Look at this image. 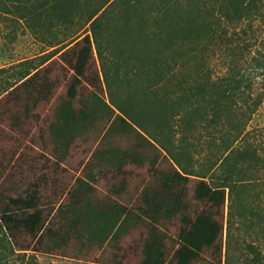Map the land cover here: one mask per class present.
Wrapping results in <instances>:
<instances>
[{
	"label": "trees",
	"instance_id": "obj_1",
	"mask_svg": "<svg viewBox=\"0 0 264 264\" xmlns=\"http://www.w3.org/2000/svg\"><path fill=\"white\" fill-rule=\"evenodd\" d=\"M81 3L67 6L60 17L68 31L51 47L55 49L23 61L15 82L0 86L2 118L14 131L26 129L29 135L28 126L40 121L37 108L48 104L58 89L53 72L60 64L71 73L65 118L50 125V131L59 126L65 133L86 123L88 114L97 117L90 105L98 93L106 94L105 106L115 115L113 127L134 135L137 142L131 151L109 150L101 157L119 162V172L126 165L147 166L150 178L132 205L108 203L106 211L79 219L93 217L99 223L111 215L114 235L132 227L136 237L128 248L136 264H264V201L259 190L264 159L246 143L233 147L238 139L232 137H243L264 99V94L251 99L250 74L239 66L245 53L240 49V55L234 41L236 28L246 24V34L261 15L263 0ZM219 51L227 69L220 76L211 69L212 54ZM94 61L98 66L91 75ZM255 61L264 69V60ZM85 83L93 99L82 101L84 117L77 119L73 103L81 102L78 90ZM221 139L220 155L213 158L206 144L210 148ZM14 158L12 153V163H0V230L18 251L37 253L45 239L63 240L64 231L79 220L61 215L60 199L47 209L39 194L48 183L45 174L26 185L9 178L21 168L20 159L14 163ZM164 160L169 163L166 169L160 168ZM42 168L49 169L46 163ZM192 180L197 181L193 187ZM83 186L84 180L77 178L66 189V205H83L82 196L73 194ZM25 237L29 243L23 242Z\"/></svg>",
	"mask_w": 264,
	"mask_h": 264
},
{
	"label": "rangeland",
	"instance_id": "obj_2",
	"mask_svg": "<svg viewBox=\"0 0 264 264\" xmlns=\"http://www.w3.org/2000/svg\"><path fill=\"white\" fill-rule=\"evenodd\" d=\"M69 5L81 6L82 3L81 0H28L27 3L14 4L9 0H0V71L5 70L4 73L0 72V86L6 87L15 82L18 73L24 70L21 66L23 61L39 57L47 50L50 52L55 49L51 47L61 42L68 27L62 25L60 17ZM259 6L263 13L252 21L250 30L244 34L248 27L243 24L234 31L238 34L234 39L235 47H238L240 55L241 50L242 54L245 53L239 66L250 74V94L254 100L264 94V69L256 65L255 61L264 60V0ZM79 8L74 12L77 19L81 14ZM78 27L79 25H76L73 29ZM220 54V51L217 55L212 54L213 59L210 61L212 71L218 76L226 74L227 71ZM97 66L98 63L94 61L91 75ZM53 77L59 81L58 89L48 104H41L37 108L36 114L39 115L40 121L39 124L32 123L28 126L29 135L26 134V129L22 132L14 131L0 114V163L5 166L10 161L12 163L11 156L14 153V163L20 159L17 167L21 168L9 178L16 177L25 182V185L45 174L48 183L45 188L40 189L39 194L47 209H51L56 200L60 199L63 204L61 215L70 217L73 221L78 219L79 223L64 231L63 240L45 239L41 246L37 247V253L18 251L0 230V264H136L133 253L128 248L130 239L136 237L132 227L119 230L114 235V221L110 218L111 215H107L99 223L93 217L84 221L78 218L106 211L108 203L117 202L122 206L134 203L144 185L149 182L147 166L143 168L126 165L119 172V162L108 158L107 155L101 157V154L109 150L131 151L135 148L136 138L134 135H125L119 127H113L115 115L105 106V102H108L106 94L98 93V97L93 99L92 89L86 83L78 90L81 102L73 103L75 117H84L85 108L82 101L89 98L94 101L89 109L95 112L97 117L91 118V114H88L86 123L82 122L81 127L72 126L71 131L64 129L65 133H62L63 128L59 126L55 132L50 131V125L59 124L65 118L67 82L71 73L56 64ZM243 109L245 110V107ZM235 134L232 137L238 139V142L233 147L246 143L264 159V99L260 108L247 122L243 137L239 138L238 134ZM207 140L204 141L210 142ZM214 141L216 143L210 148L209 143L206 144L213 158L220 155L219 150L223 146L222 139ZM152 153L150 152V155ZM92 156V163L82 171L83 165ZM199 160L204 161V158L200 157ZM44 163L47 164L48 170L42 168ZM167 167L169 163L164 160L160 168ZM77 178L84 180L85 186L77 188L73 194L82 196L83 205L68 206L66 204H69L70 199L63 194L69 186L74 185ZM195 182L197 181L192 180L191 187ZM259 186L263 202L264 184ZM176 224L171 228L173 234L177 231ZM254 236L257 242L262 244L261 236ZM29 241V237L23 239V242Z\"/></svg>",
	"mask_w": 264,
	"mask_h": 264
}]
</instances>
